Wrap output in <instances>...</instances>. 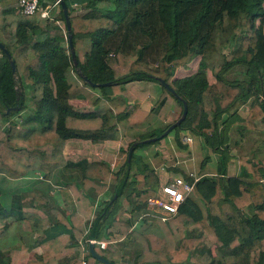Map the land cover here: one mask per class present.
I'll return each instance as SVG.
<instances>
[{
    "label": "trees",
    "instance_id": "16d2710c",
    "mask_svg": "<svg viewBox=\"0 0 264 264\" xmlns=\"http://www.w3.org/2000/svg\"><path fill=\"white\" fill-rule=\"evenodd\" d=\"M63 1L69 31L58 2L51 19L0 0V42L15 66L13 75L0 50V175L62 181L56 202L46 183L0 200V264H81L84 250L85 264H104L82 237L115 242L92 245L113 264H264V0ZM181 99L185 116L168 133L184 146L179 132L188 131L215 159L202 158L203 174L161 218L148 203L160 174L136 151L159 141L140 140L178 117ZM119 137L127 144L112 170L109 159L63 150L70 138ZM124 209L132 220L141 213L137 227Z\"/></svg>",
    "mask_w": 264,
    "mask_h": 264
},
{
    "label": "crops",
    "instance_id": "0c3cea01",
    "mask_svg": "<svg viewBox=\"0 0 264 264\" xmlns=\"http://www.w3.org/2000/svg\"><path fill=\"white\" fill-rule=\"evenodd\" d=\"M56 8L53 7L51 11H53L54 9ZM186 70L184 69V72ZM183 72V70H182ZM122 94L125 98H127L128 100H132L133 99V94L131 92H129L127 90V88H125L123 91H122ZM155 96V94L153 92H149L148 95H147V98L143 101V106L145 105H148L150 104V102L152 101V98ZM175 111V107H173V112ZM245 112V109L244 108H240L238 113L242 116ZM172 117V115H169V117L167 118V120H169V118ZM181 132V131H180ZM179 132V134H180ZM193 138V137H192ZM159 144H160V149H156L157 152L155 151H152L151 149V145H148V146H145L143 147L142 149H139L136 151L137 154L141 155V157L144 159V161H147L151 167L153 169H156V170H159V167L162 166V170L165 171V175L162 176L160 175L159 176V180L156 184L155 187H157V185L162 182L165 178L167 177H172L174 175H181L183 177H187V173L186 171L187 170H183V169H180V167H178V162L180 161H177L175 160V158H178L180 159L181 156H180V150L179 149H193V142L191 143L190 147H187L186 145L184 146H178L177 144H175L174 142V138H173V134L169 132V134H167L165 137L159 139ZM127 144V139L125 138H117L115 140H105L102 144H95V143H92L88 140H85V139H80V138H70V139H67L65 144H64V152H66L69 156H73V157H84V156H87V157H90V158H97V159H109V160H112V159H115L117 162H120L122 159H123V155H120L121 152L124 151V148ZM156 145H154V148H155ZM193 151V150H192ZM176 153L178 156H176ZM177 159V160H178ZM171 165H174L176 166L178 169H172L173 166ZM135 167V165H133V168ZM155 167V168H154ZM158 167V168H157ZM34 178L36 177L35 175L33 176ZM59 176H57V174H53V176L47 180V181H40V179H35L34 181V185L38 184V185H42V186H46L45 183L50 186L49 188V192L51 191V188H52V184H55V187L56 186H60L59 183L56 182V180H58ZM164 178V179H163ZM23 178H19V179H16V180H12L14 182H20ZM141 185V182H138V186ZM52 195V199L54 202H56V194H51ZM108 195V190L107 188L105 187V189L99 193L97 195V200L99 199H104L106 198ZM130 199H133L132 196H130ZM8 203V202H7ZM58 205L61 207L62 210L65 209L64 206L61 205V203L58 202ZM71 208V205L68 204L67 206V210H69ZM121 214L123 216H125L129 222H130V225L131 227H137L138 224H140L141 222V213L137 216L136 219L132 220L131 217H130V212L128 209H124L121 211ZM84 238V237H82ZM96 245L95 242L93 243L92 242V245ZM81 245V244H80ZM111 247H116V243L115 242H109V243H106V248L105 249H101L102 251H106L108 248H111ZM34 251L35 250V247L32 248ZM133 260V257L130 258V259H122L120 261H118L117 264H130L131 261ZM18 264H23V261H19Z\"/></svg>",
    "mask_w": 264,
    "mask_h": 264
},
{
    "label": "built area",
    "instance_id": "2783aa9c",
    "mask_svg": "<svg viewBox=\"0 0 264 264\" xmlns=\"http://www.w3.org/2000/svg\"><path fill=\"white\" fill-rule=\"evenodd\" d=\"M56 4L57 0L46 5L40 4L37 0H17V10L20 13L27 14L33 13L34 11H39L41 17L52 19L53 16L51 10L53 7L56 6ZM179 136L181 143L183 145H186L187 147H190L192 142V135L186 130H181ZM176 156L178 155L176 154ZM175 160L176 162L178 161L177 158H175ZM117 163L118 162L115 159L110 160L108 163L109 169L112 170ZM201 175L202 174H195L194 171L189 170L187 171V178L181 175H174L172 177L165 178L162 182L157 185V188L159 190L157 195H154L148 199V203L158 207V210H156L157 213L152 210H148L146 213H156L161 218H167L168 216L174 215L177 211L179 204L183 199L184 194L191 190L194 181H196ZM38 176L41 177L40 175ZM58 188L59 186L56 187L57 190ZM50 193L53 194L54 191H52L51 189ZM159 193L162 194V197H159ZM88 241H90L91 243L95 242V244L100 249L106 248V243L104 241L85 237L80 239L81 246L84 247V243ZM86 253L87 250H84V254L81 259V264H85L84 257Z\"/></svg>",
    "mask_w": 264,
    "mask_h": 264
},
{
    "label": "rangeland",
    "instance_id": "374dc122",
    "mask_svg": "<svg viewBox=\"0 0 264 264\" xmlns=\"http://www.w3.org/2000/svg\"><path fill=\"white\" fill-rule=\"evenodd\" d=\"M51 13H52V11H51ZM263 30H264V24H263ZM9 38H10V36H9ZM226 50L227 49L225 48L224 51H226ZM183 72H184V70H183ZM209 79H212V77L210 75H209ZM28 95H29V93H28V91H26L25 98H27ZM25 110L26 109L18 112L16 115H19L22 118L23 117V114L25 113ZM14 119L17 121L16 123H17V126L19 127L20 122L18 121L19 120L18 116L14 117ZM171 133L173 134V132H170V134ZM163 137H161V138H163ZM192 142H193V147H194L192 149L193 151L191 149L188 150L186 148L185 149H182V148L179 149L180 150L179 152L181 153L180 154L181 158L180 159L177 158L178 161L180 160L178 162V165L177 166L180 167V169L187 170V171H189V170L191 171L192 170V171H194L195 174H199L198 168H199V163L202 160V158L205 155H209V157L212 160H214L215 159V154L210 153V151H207V149L199 142L198 139L192 138ZM150 145H151L152 151H154V152L155 151L157 152L156 149L159 150V148H160L159 142H155V143H152ZM154 145H156L155 148H154ZM139 149H137V150H139ZM65 154H67V153L65 152ZM212 160H210V161H207L206 160L205 161V165H210L212 163L211 162ZM133 165H135V163ZM151 165H153V164H151ZM187 171H186V173H187ZM157 172L160 175H162V176L165 175V171H163L161 167H159V170H157ZM205 172L206 173H210V172H212V170L205 171ZM201 174H203V173H201ZM33 175H35L36 177L34 178V177L28 175V177L23 178L20 182H18V181L17 182H14V181H12V179H8V178H5V177H3V176L0 175V200L2 201V200L5 199L4 201H5V203H7V197H8V195L11 192H19V191H22V190H24L26 188L31 187V185H34L33 183H34L35 179L36 180L37 179H40V177L38 176L40 174L37 172V173H34ZM56 182L59 183L60 185L62 184V181L60 179L56 180ZM141 186H142V184L139 187H141ZM50 187H51V185H50ZM56 187H55V184H52V188L51 189H52V191H54L53 194H56L57 193ZM159 197H162V194L161 193H159ZM56 199H57V197H56Z\"/></svg>",
    "mask_w": 264,
    "mask_h": 264
},
{
    "label": "water",
    "instance_id": "95a60500",
    "mask_svg": "<svg viewBox=\"0 0 264 264\" xmlns=\"http://www.w3.org/2000/svg\"><path fill=\"white\" fill-rule=\"evenodd\" d=\"M60 8H61V11H62V15L64 17V22H65V28L67 31H69V20H68V15H67V7H66V4L64 3L63 0H57ZM67 43H68V46L70 48V51H71V57L73 58V50H72V43H71V36H70V33H68L67 35ZM0 50H1V53L6 57L7 61H8V64H9V67H10V71L11 73L14 75L15 73V66H14V62L13 60L11 59V56H10V53L9 51L7 50V48L0 42ZM75 63V61H73ZM83 79H86L85 76H82ZM156 80L159 82L160 85H162L166 90L168 91H172V88L160 77H156ZM94 83H92L93 85ZM18 94H19V90H18V87H16V98H18ZM174 96L176 98H179V96L173 92ZM181 103H182V108H181V112H180V115L178 117H176L172 122H170L164 129L162 132H160L158 134V136H151V137H147V138H144V139H141L140 141L141 142H148V141H153L155 140L156 138H161L163 137L164 135H166L168 133V131H170L175 125H177L180 120L185 116V113H186V102L185 100L181 99ZM12 109H16L18 108V106H12L10 107ZM8 109V108H7ZM6 109V110H7ZM133 144H135V142L131 143L129 146H128V149H127V153H126V158L127 160L129 159L130 157V153H131V150H132V146ZM87 248H88V252L90 253L91 256H93L94 258H96L97 260L103 262L104 264H113L109 259H107L106 257H104L103 255L97 253L94 249H93V246H92V243L90 241L87 242ZM141 264H158L156 262H144V263H141Z\"/></svg>",
    "mask_w": 264,
    "mask_h": 264
}]
</instances>
